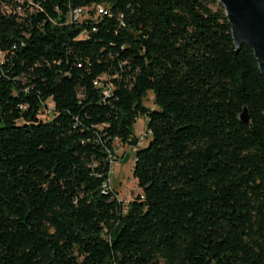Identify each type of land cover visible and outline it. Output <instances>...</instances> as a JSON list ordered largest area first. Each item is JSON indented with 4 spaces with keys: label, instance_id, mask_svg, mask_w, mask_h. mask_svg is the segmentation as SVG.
Segmentation results:
<instances>
[{
    "label": "trees",
    "instance_id": "obj_1",
    "mask_svg": "<svg viewBox=\"0 0 264 264\" xmlns=\"http://www.w3.org/2000/svg\"><path fill=\"white\" fill-rule=\"evenodd\" d=\"M0 116V264H264V76L217 0H0Z\"/></svg>",
    "mask_w": 264,
    "mask_h": 264
},
{
    "label": "water",
    "instance_id": "obj_2",
    "mask_svg": "<svg viewBox=\"0 0 264 264\" xmlns=\"http://www.w3.org/2000/svg\"><path fill=\"white\" fill-rule=\"evenodd\" d=\"M224 8L225 16L231 26L235 51L241 44L253 52L258 69L264 76V0H217ZM240 119L247 122L246 109ZM2 118L0 116V125Z\"/></svg>",
    "mask_w": 264,
    "mask_h": 264
},
{
    "label": "rangeland",
    "instance_id": "obj_3",
    "mask_svg": "<svg viewBox=\"0 0 264 264\" xmlns=\"http://www.w3.org/2000/svg\"><path fill=\"white\" fill-rule=\"evenodd\" d=\"M144 103L150 108L154 106L153 93L151 91H148V96ZM52 110L51 103H46L41 110V118L49 119L52 116ZM132 130L139 137L138 146L147 145L150 136H145V120L143 117L140 116L137 118ZM134 153L135 148L121 143L118 140L114 141V158L108 182L117 191L119 198L124 203H127L141 191L133 176Z\"/></svg>",
    "mask_w": 264,
    "mask_h": 264
},
{
    "label": "built area",
    "instance_id": "obj_4",
    "mask_svg": "<svg viewBox=\"0 0 264 264\" xmlns=\"http://www.w3.org/2000/svg\"><path fill=\"white\" fill-rule=\"evenodd\" d=\"M83 10H86V9L79 8V7L73 9L71 11V13H70V19H72V20H78L82 16V14L84 13ZM96 13L97 14H102V13H105V10H104V8L102 6L99 5V6H97ZM147 134H148V132H145V136H147ZM112 162H113V160H112ZM111 167H112V164H111ZM108 185H109V182H108ZM109 187H111V186L109 185Z\"/></svg>",
    "mask_w": 264,
    "mask_h": 264
}]
</instances>
